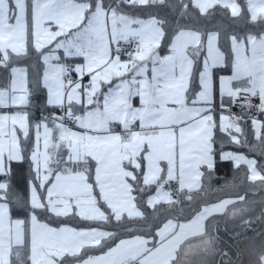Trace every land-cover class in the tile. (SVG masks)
Returning <instances> with one entry per match:
<instances>
[{
    "label": "snow or ice",
    "instance_id": "snow-or-ice-1",
    "mask_svg": "<svg viewBox=\"0 0 264 264\" xmlns=\"http://www.w3.org/2000/svg\"><path fill=\"white\" fill-rule=\"evenodd\" d=\"M153 7L175 19L137 14ZM217 9L264 26V0H0V264H215L229 220L264 224L240 194L264 191V27L222 51L220 30L182 24ZM218 161L247 172L213 189Z\"/></svg>",
    "mask_w": 264,
    "mask_h": 264
},
{
    "label": "trees",
    "instance_id": "trees-1",
    "mask_svg": "<svg viewBox=\"0 0 264 264\" xmlns=\"http://www.w3.org/2000/svg\"><path fill=\"white\" fill-rule=\"evenodd\" d=\"M170 2L174 3L176 0H170ZM238 2L243 3V0H238ZM212 11H215L216 15L215 18L212 20L205 19L204 17L200 16L196 10H193L195 15L198 17V19L193 20V19H187L182 21V24L189 28V29H200L203 30L205 28L209 30H220L221 31V39H220V47L223 51H227L228 46H229V40L228 37L235 33L237 35H246L249 32H259L261 31V28L264 26H259V25H254L249 21H240L236 20L231 17V15L226 11L222 9H217V10H210V14ZM224 12L226 14L222 15L221 13ZM138 15H141L142 17H148V15L153 14L157 15L160 18H166V19H175V16L173 15L171 9L166 8V7H153L149 9L147 12L137 13ZM35 61H28L26 63H23L26 67L29 68V74H30V79H35L36 78V72L38 71L39 74H41V69L42 65L34 70L32 68V64H34ZM8 79V77H5L3 69H0V86H4L5 80ZM34 100L36 103L43 104V102L46 100V94L45 90L41 87L40 92L34 97ZM251 120H248V123L244 125L245 127V134L247 136L248 141L251 144H256L255 137L253 136V130L251 127ZM246 150L249 154L254 156L258 161L261 159L260 156L257 153H254L250 151L247 147L243 148ZM13 168L15 169L17 176H16V187L19 191L23 192L25 195L28 193L27 189V182H28V176H29V165L28 163H24L22 166H18V162H13ZM246 173V168L244 165H241L240 169H236L235 165L232 162H220L218 161L217 163V169L216 172L213 176V189L216 188H221L226 182H231L234 177H244ZM237 183H240V180L237 179ZM205 187L207 188V181H204ZM244 185H249V181L245 180ZM242 193H245L244 189H241ZM249 193V192H248ZM261 194V191H258L255 193V195L259 196ZM193 197H199L202 194L193 192L192 193ZM226 197V196H224ZM219 196L213 190L209 196L207 197L208 201L213 202L216 200H219ZM255 200H257L255 198ZM198 205L203 204V200H198L197 201ZM186 207H187V202H186ZM145 211H149L148 209H145ZM264 211V210H262ZM15 216H21L22 214L19 212L14 213ZM135 223H141L139 221H136ZM264 224L261 223H255V226H253L256 231L253 232L252 230H247L245 231H239L237 233H234L235 230L234 228H228L227 225V232L221 228L219 232V236L222 238L224 241L222 247L225 252L228 253L227 256H218L215 264H220L221 259H225L226 261L234 255L235 257L233 258L234 262H238V259L241 258V249L244 250V252H247L248 250V256L250 260H248L245 264H251V262L255 259V251L259 248L261 239L264 238L263 235H254V233L258 232L261 227ZM257 226V227H256ZM253 234V235H252ZM125 236L132 235L130 233H125ZM244 236V237H243ZM250 238L249 240L244 241L240 246H238V242L241 240L240 238ZM242 247V248H241ZM246 249V250H245ZM242 252V253H244Z\"/></svg>",
    "mask_w": 264,
    "mask_h": 264
},
{
    "label": "rangeland",
    "instance_id": "rangeland-1",
    "mask_svg": "<svg viewBox=\"0 0 264 264\" xmlns=\"http://www.w3.org/2000/svg\"><path fill=\"white\" fill-rule=\"evenodd\" d=\"M229 14H230V10H226ZM147 18V17H146ZM230 43V42H229ZM222 50V49H221ZM223 51V50H222ZM205 55H206V52L204 53ZM18 66H20V67H26L25 65H23V64H20V65H18ZM43 66H42V69H41V74H40V76L42 77V74H43ZM218 74H220V75H229L230 74V72L229 71H221V70H219V69H217V70H215ZM197 87H198V81H197V85H196ZM217 87H218V81H217ZM45 94H46V90H45ZM3 110L2 109H0V112H2ZM257 118H259V119H261V120H264L263 119V116H257ZM251 123V122H250ZM253 130V129H252ZM253 136H254V130H253ZM255 137V136H254ZM225 150H228V151H240V152H242L243 154H245V155H247L249 158H255L254 156H252L251 154H249L246 150H244L243 148H236V147H234V146H231V145H227L226 146V149ZM256 159V158H255ZM233 163V162H232ZM234 164V163H233ZM245 166V165H244ZM245 168H246V172H247V167L245 166ZM244 190H245V192L247 193V198L248 199H257L256 201H257V206H256V209H255V211H254V213H252V215H251V218L253 219V220H256V218L257 217H259L260 216V214H261V212H262V210H264V207H262L261 206V203L260 202H264V191H262L261 189H260V187H259V182H256L255 184H252L251 182H249V185H244V188H243ZM252 189H255V191L253 192L252 191ZM258 191H261V194L259 195V196H257V195H255V193H257ZM249 192V193H248ZM240 194H245V193H242L241 191H240ZM223 198H231L230 196H226V197H223ZM215 202H218V200H216V201H213V203H215ZM200 206H203V204H201ZM210 219H212V218H210ZM256 223H259L258 221L256 222ZM242 224V221H239V220H235V221H232V220H229V223H228V228H229V226H230V228H234V230H235V232L234 233H237V232H239V231H242L243 230V228L240 226ZM253 226H255V223H254V225ZM257 227V226H256ZM244 231V230H243ZM253 235V234H252ZM254 235H263L264 236V225L261 227V229L258 231V232H256V233H254ZM244 237V236H243ZM240 238L241 240L238 242V246H240V244H242L244 241H246V240H249L248 238L246 239V238ZM242 248V247H241ZM244 249V248H243ZM243 249H241V253L240 254H242L241 255V258L240 259H238V262H237V264H245L248 260H250V259H248L249 258V256H248V250H247V252H244V250ZM246 250V249H245ZM242 252H244V253H242ZM220 257V256H219ZM235 256L234 255H232L231 256V259H232V261H233V258H234ZM218 258H216V260H217ZM224 261H226L225 259H224ZM216 262V261H215Z\"/></svg>",
    "mask_w": 264,
    "mask_h": 264
},
{
    "label": "built area",
    "instance_id": "built-area-1",
    "mask_svg": "<svg viewBox=\"0 0 264 264\" xmlns=\"http://www.w3.org/2000/svg\"><path fill=\"white\" fill-rule=\"evenodd\" d=\"M241 99H242V100H246V99H248V97H246V96H245V97H241ZM257 102H258V101H257ZM234 111H235V112H239V109L236 108V109H234ZM254 115L259 116L258 113H255V110H254ZM263 119H264V116H263ZM249 120H250V119H249Z\"/></svg>",
    "mask_w": 264,
    "mask_h": 264
},
{
    "label": "crops",
    "instance_id": "crops-1",
    "mask_svg": "<svg viewBox=\"0 0 264 264\" xmlns=\"http://www.w3.org/2000/svg\"><path fill=\"white\" fill-rule=\"evenodd\" d=\"M125 238H132V235L125 236ZM193 242H195V241H193ZM192 259L195 260V259H197V257L196 256H193Z\"/></svg>",
    "mask_w": 264,
    "mask_h": 264
}]
</instances>
